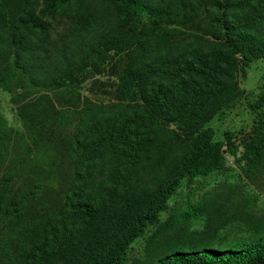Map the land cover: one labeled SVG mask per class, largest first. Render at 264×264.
<instances>
[{"label":"trees","instance_id":"trees-1","mask_svg":"<svg viewBox=\"0 0 264 264\" xmlns=\"http://www.w3.org/2000/svg\"><path fill=\"white\" fill-rule=\"evenodd\" d=\"M111 1L125 27L126 37L119 39H130L112 42L124 53L125 65L112 76L115 88L103 91L110 95L107 101L94 99L92 90L89 95L68 90L67 100L78 103L57 109L47 95L38 97L34 116L45 120L49 139L62 140L72 172L61 176L64 199L56 201L54 211L41 200L39 186L14 188L10 171L0 175V264H58L61 259L78 264L72 262L78 234L86 230L83 235L95 238L114 219L123 222L124 208L116 211L120 188L127 192L141 173L162 168L172 156L178 155L167 184L155 196L131 194L136 205L146 203V210L129 228L127 240L158 221L182 180L190 185L197 177L230 170L227 157L240 164L258 153L256 139L225 132L223 140H214L212 129L203 127L238 94L239 62L264 57V0ZM4 6L0 2V9ZM84 6V0H41L38 9L22 12L18 33L0 48V86L10 88L17 76L13 72L53 89L79 80L70 71L75 41L63 38L74 37L80 22L87 24ZM26 34L62 37L47 41L52 49L60 48L67 70L56 74L55 67L50 72L25 57L34 50ZM140 34L150 40L141 41ZM6 131L0 120V164ZM187 212L200 214L202 206L190 203ZM125 244L93 264H124ZM158 264H264V240L246 247L178 250Z\"/></svg>","mask_w":264,"mask_h":264},{"label":"rangeland","instance_id":"rangeland-1","mask_svg":"<svg viewBox=\"0 0 264 264\" xmlns=\"http://www.w3.org/2000/svg\"><path fill=\"white\" fill-rule=\"evenodd\" d=\"M5 6L0 9V48L2 42L11 35L24 11L36 10L41 0H0ZM88 17L87 24L80 22L75 41V54H69L74 66L71 70L79 80L73 84L44 87L33 84L28 75L13 72L17 76L9 89L0 86V120L6 131L7 144L0 164V175L10 171L12 186L37 185L43 193L42 201L54 211L56 201L64 199L65 183L63 175L71 174L72 166L63 155L62 140L51 135L43 128L45 120L35 118L36 101L40 96H48L53 106L64 109L71 103L67 91H80L89 95L95 91L94 99L107 101L110 95L103 91L115 88L114 77L125 62L120 59L124 54L112 45L113 41L130 40L125 38L119 9L111 0H84ZM92 26H88V24ZM106 37L105 39H101ZM141 41L150 40L143 34ZM24 39L31 43L33 51L25 57L48 67L56 68V74L66 69L60 48L52 49L47 39H62L42 34L36 37L26 34ZM60 43V42H59ZM57 44V42H56ZM59 45V44H58ZM115 47V48H114ZM69 70V69H68ZM238 94L229 104L222 106L203 128L210 127L214 140H223L224 133L258 142V153L251 160L237 164L232 157L226 164L232 168L226 172L213 171L206 177H197L188 185L182 180L177 193L166 202L159 212L154 225H145L138 236L129 238V228L135 224L137 216L144 213L146 203L135 204V197L155 196L158 189L167 184L169 172L178 155L172 156L162 168L153 172H143L128 191L120 188L117 212L124 208L123 222L114 219L107 228L95 237L85 236L82 230L72 241L76 254L72 262L93 264L103 253L106 257L110 250L126 242L123 250L124 264H158L166 255L178 250H195L203 247H238L254 245L264 240V57L248 62H239L236 71ZM61 95V96H60ZM260 126L253 132V128ZM70 128H65L68 134ZM240 148H243L241 146ZM241 150V149H240ZM239 150V151H240ZM62 176V177H61ZM199 203L202 213L193 215L187 212L188 204ZM121 218V219H122ZM118 243H114L118 238ZM86 238V239H85ZM87 238L92 239L93 243ZM114 244V247H113ZM86 246H91L87 249ZM72 255V254H71ZM71 258V256H70ZM61 259L58 264H64ZM67 261V260H66Z\"/></svg>","mask_w":264,"mask_h":264}]
</instances>
